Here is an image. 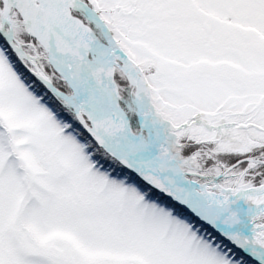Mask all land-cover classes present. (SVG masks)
Listing matches in <instances>:
<instances>
[{"label": "snow or ice", "instance_id": "6c2138e0", "mask_svg": "<svg viewBox=\"0 0 264 264\" xmlns=\"http://www.w3.org/2000/svg\"><path fill=\"white\" fill-rule=\"evenodd\" d=\"M0 264H264V0H0Z\"/></svg>", "mask_w": 264, "mask_h": 264}]
</instances>
